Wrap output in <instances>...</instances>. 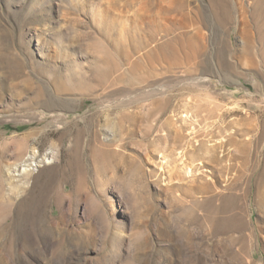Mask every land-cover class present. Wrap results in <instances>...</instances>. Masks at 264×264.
<instances>
[{
  "label": "rangeland",
  "instance_id": "rangeland-1",
  "mask_svg": "<svg viewBox=\"0 0 264 264\" xmlns=\"http://www.w3.org/2000/svg\"><path fill=\"white\" fill-rule=\"evenodd\" d=\"M262 49L264 0H0V264H264ZM78 130L119 166L73 193Z\"/></svg>",
  "mask_w": 264,
  "mask_h": 264
},
{
  "label": "bare ground",
  "instance_id": "bare-ground-1",
  "mask_svg": "<svg viewBox=\"0 0 264 264\" xmlns=\"http://www.w3.org/2000/svg\"><path fill=\"white\" fill-rule=\"evenodd\" d=\"M211 1L214 2L217 6H220L223 8L227 0H211ZM223 12L224 14L228 13L227 9L224 10ZM262 53H264V50ZM97 132L92 131L90 138L86 142L84 138V135H85L84 130H78L76 134L74 135V138L71 142V145L68 148V151L66 150L68 152L67 158L66 160H64L63 163L61 162L60 164H56V161L59 158L58 153L61 149L58 150L57 148L56 149L52 148L51 151L48 152L49 154L46 153L47 155L46 157L48 158V160H46L44 164H39V165L49 166V168L45 170L49 174V182H53L55 179H57V176H58L57 174H58V171L60 170L61 172L60 181L62 183L69 184L70 185L69 190H71V192L73 193H77L79 191H82V189L86 187L88 175H93V180L95 184H99L101 181L105 182L104 179L106 181L107 180L109 181L112 179L113 174L116 173L115 171L116 169H118V166H119V165L117 166L118 163L112 164V161L115 157V154H114L115 152L113 153L112 151L113 148H108L109 147L107 146L108 144L107 145L105 144V146L103 144L102 145L99 144ZM18 147L20 148V153H18V156L24 160L22 161L24 162L23 164L24 166L21 165L20 167H16V170H19L17 174L28 173L31 169L28 166L32 165L33 163L31 161L27 163L26 161L34 159L37 155H39L40 150L34 148L32 151H30V154L28 156H25L26 151L28 152L27 150L28 146H27V141L24 139V137L19 140ZM86 162L88 163V165L86 164ZM34 165H37V164H34ZM169 175L171 179H175L179 177L174 172L170 173ZM103 176L105 178H102ZM58 180L59 179H57L56 181ZM93 189H94L93 185L89 187V191ZM62 190L64 193L65 192L64 185H63ZM24 202H26V199L22 200L23 204H25ZM98 205L99 204L96 203V206ZM171 235L173 236L172 230L168 228L167 237L169 236L171 237ZM195 260H196V264H198L199 262L198 259L196 258Z\"/></svg>",
  "mask_w": 264,
  "mask_h": 264
}]
</instances>
